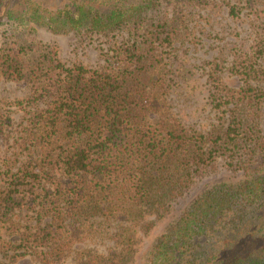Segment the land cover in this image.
Returning <instances> with one entry per match:
<instances>
[{
  "label": "trees",
  "instance_id": "1",
  "mask_svg": "<svg viewBox=\"0 0 264 264\" xmlns=\"http://www.w3.org/2000/svg\"><path fill=\"white\" fill-rule=\"evenodd\" d=\"M6 1L8 33L41 26L106 38L110 46L115 33L126 40L114 45L112 60L101 69L67 66L49 45L0 43V80L30 90L11 103L13 109L0 106V144L8 147L0 157V264H20L27 255L59 257L76 236L67 218L139 223L149 235L165 207L214 167L218 153L232 172L240 171L238 179L194 198L152 239L142 264H264V133L258 114L264 93L240 91L224 99L216 92L212 100L227 111L210 145L165 117L152 119L149 81L181 28L173 9L198 0H61L52 8L39 0ZM161 9L165 15L155 20ZM237 11L230 8L232 15ZM234 70L246 80L257 72L244 63ZM12 113H22L15 128ZM146 214L155 219L146 220ZM78 264L122 260L114 252L90 253Z\"/></svg>",
  "mask_w": 264,
  "mask_h": 264
},
{
  "label": "rangeland",
  "instance_id": "2",
  "mask_svg": "<svg viewBox=\"0 0 264 264\" xmlns=\"http://www.w3.org/2000/svg\"><path fill=\"white\" fill-rule=\"evenodd\" d=\"M19 1L9 3L18 4ZM39 1L51 8L61 4V0ZM6 2L0 1V43L18 39V42L32 45H49L67 66L82 64L88 69H101L112 60L114 45L126 40L124 34L115 33L117 40L110 46L106 38H87L72 32L53 33L41 26H25V30L16 32L17 35L8 33L10 26L3 16L10 6ZM231 7L238 9L237 14H231ZM171 10L168 9L169 18L172 17ZM173 11L177 12L181 28L171 52H161L157 74L149 81L155 112H152V119L165 117L178 124L188 136L201 134L205 145H210L212 134L219 133L225 125L227 111L225 105L218 107L212 100L216 92L224 99L228 93L240 91L252 97L264 93V0H198ZM164 15L161 9L153 17L158 20ZM240 63L253 66L257 72L247 80L238 76L234 67ZM29 93V86L24 83L0 80V106L5 109H13L11 103ZM258 114L259 127L264 133V98L260 101ZM21 115L11 114L12 128L21 121ZM7 148L0 144V157ZM215 161L212 169L196 175L189 188L165 207L149 235L140 231L139 223L130 225L128 221L95 217L80 224L81 221L67 218L66 227L77 236L72 239L70 249H65L59 257L45 260L27 255L19 259L20 264H78L87 254L107 255L111 252L117 253L122 264H142L152 239L194 198L222 183L229 184L238 179L240 171L232 172L223 155H215ZM145 219L153 220L155 215L146 214Z\"/></svg>",
  "mask_w": 264,
  "mask_h": 264
}]
</instances>
